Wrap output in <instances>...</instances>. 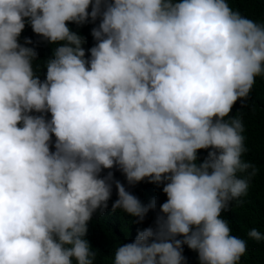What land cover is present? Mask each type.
<instances>
[{"label":"clouds","instance_id":"1","mask_svg":"<svg viewBox=\"0 0 264 264\" xmlns=\"http://www.w3.org/2000/svg\"><path fill=\"white\" fill-rule=\"evenodd\" d=\"M90 22L85 48L69 24ZM27 25L55 46L43 78ZM257 77L264 22L230 0H0V264H96L89 222L113 184V211L141 223L157 207L114 168L167 199L112 264H188L185 245L199 264H243L248 240L223 213L259 173L231 115Z\"/></svg>","mask_w":264,"mask_h":264},{"label":"trees","instance_id":"2","mask_svg":"<svg viewBox=\"0 0 264 264\" xmlns=\"http://www.w3.org/2000/svg\"><path fill=\"white\" fill-rule=\"evenodd\" d=\"M231 6L238 9L242 15L257 22H264V0H230ZM98 23V21L96 22ZM96 26L88 23L82 26L69 24L73 31L87 37L85 48H90L95 41L91 36V28ZM25 37H30L39 52L37 65L39 66L41 78L46 69L43 63L52 56L54 45L49 44L42 37L37 36L27 25L21 35V42ZM232 116H240L245 124L246 146L248 152L244 159L253 162L259 169L258 175L253 180L244 203L236 205L233 201L230 210L223 213L225 219L229 220L233 234L248 240V251L242 257L243 264H264V242L257 243L247 237V232L255 227L264 233V79L257 77L256 84L247 100L238 101L233 109ZM201 160L207 156V151L201 150ZM109 170H105L107 173ZM114 179L124 183L126 189L137 196L143 203L147 204L153 199L157 201V207L149 212L145 220L136 223L138 218L132 217L122 209L112 210L113 202L118 198L117 190L113 184L112 197L108 202V208L101 213L97 211L89 222L87 239L97 251L96 264H112L116 248L135 239L138 230L149 226H155L154 221L159 213V205L166 201V194L162 191V185L149 183L147 180L135 185H129L125 176L118 169L111 170ZM184 255L188 264H199L197 254L184 246Z\"/></svg>","mask_w":264,"mask_h":264}]
</instances>
